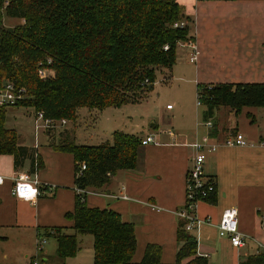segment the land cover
<instances>
[{
  "label": "crops",
  "instance_id": "obj_1",
  "mask_svg": "<svg viewBox=\"0 0 264 264\" xmlns=\"http://www.w3.org/2000/svg\"><path fill=\"white\" fill-rule=\"evenodd\" d=\"M176 2L192 21L194 42L181 45L171 71H162L169 76L172 72L178 74V80L195 88L197 85L264 84V0ZM193 56L195 60L191 62ZM184 104L183 99H177L176 114L167 105L166 119L151 125L152 133L122 131L140 141L149 136L154 140L140 147L134 170L120 171L102 189L90 190L85 195V203L89 208L112 210L123 222L133 224L136 240L133 263L141 260L147 245L154 244L162 249L161 262L173 264L179 248L176 212L185 205L186 178L195 155L192 146L206 135H210L211 143H221L232 133L242 134L248 143L246 146H220L215 152L205 153L203 175L215 183L217 201L215 205L196 204L194 213L198 224L188 232L197 241L198 256L206 258L208 264H223V259L226 264H239L242 257L257 253L258 246L264 245V109L243 108L235 116L228 108H220L215 126L208 130L202 120L203 109L196 105L199 110L192 112ZM117 109L120 108L102 110L112 112L104 114L110 124L111 139L114 132H121ZM180 114L185 120L176 124ZM13 130L21 146L35 150L41 167L35 166L32 170L26 161L16 169L12 156H0L3 178L0 264H58L56 241L43 232L63 228L66 234L73 233L72 222L65 217L72 213L76 200L73 158L50 146L51 136L57 131H43L36 136L34 129L31 132L22 128ZM74 141L89 146L77 143L76 138ZM109 142L103 140L90 146ZM18 174H27L38 182L37 197L22 200L12 195L13 179ZM230 208L237 211L238 231L248 237L244 248H234L228 238L219 236V222L224 211ZM38 237L46 241L39 252L36 250ZM76 239L77 253L65 264H93L92 237L77 235Z\"/></svg>",
  "mask_w": 264,
  "mask_h": 264
},
{
  "label": "trees",
  "instance_id": "obj_2",
  "mask_svg": "<svg viewBox=\"0 0 264 264\" xmlns=\"http://www.w3.org/2000/svg\"><path fill=\"white\" fill-rule=\"evenodd\" d=\"M2 11L23 23L4 28ZM191 25L176 0H0V85L10 82L25 92L14 107L54 121L75 123L79 109L138 104L156 73L171 71L179 47L193 44ZM42 68L54 76L41 80L37 73ZM196 97L203 122L210 120L214 127L220 108L235 116L243 108L264 109V84L197 85ZM7 108L0 107V156H12L16 169L26 161L32 170L40 168L35 150L21 146L16 131L5 126ZM57 135L59 142L50 146L72 156L77 190H100L118 172L136 168L141 141L134 135L114 132L111 143L98 146L76 144L68 130ZM80 164L85 170L78 175ZM216 201V190L203 200L210 205ZM65 217L72 222V234L63 228L43 232L56 241L58 264L76 255L77 235L92 237L93 264H163L162 249L154 244L133 263V224L112 210L89 208L85 195L76 194L74 209ZM184 224L179 220L173 264H208L198 256L197 241ZM239 264H264V252L242 257Z\"/></svg>",
  "mask_w": 264,
  "mask_h": 264
},
{
  "label": "rangeland",
  "instance_id": "obj_3",
  "mask_svg": "<svg viewBox=\"0 0 264 264\" xmlns=\"http://www.w3.org/2000/svg\"><path fill=\"white\" fill-rule=\"evenodd\" d=\"M22 23L23 22L20 19L7 17L2 11L1 25L4 28L11 29L21 25ZM40 70L43 71V74L39 75L37 73V75L41 80L50 79L54 76V72L50 69L42 68L38 71ZM177 78L178 74H174V72H172L169 76V74L162 70L158 71L152 88L145 93V97L140 101V103L124 105L120 107L119 110L117 109V112L115 113L117 115L121 132L142 131L143 135L154 132L151 125L157 124L158 120L166 119L167 105L174 108L173 112L176 114L177 107H175V103L177 102V99H183L185 107L188 108L189 106L192 112L194 110H199V106L198 109L196 108L197 97L195 86L193 84L182 83ZM188 92L189 95L187 96ZM111 113V110H107L104 113L98 110L87 111L86 109H80L78 119L75 123L71 122L68 126L65 125V127H68L69 133L73 136V138H76L77 143L89 144V146L91 144H98V142L103 140H108L110 141L109 143H111V135H108V126H110V124H107L106 122L107 116L104 117V114L110 115ZM34 114V111L29 108L14 106L8 107L6 110L5 126L8 129L22 128L31 132L34 125ZM181 120H185L183 114L178 115L175 123L177 124V122H180ZM167 121L168 120L164 121V123ZM199 123L201 124L203 122L201 121ZM55 131L58 133L59 131H62V128L56 129ZM40 132L43 131H38L34 134L37 136ZM57 133L54 134L55 136H51V142H59L58 135H56ZM99 137H103L104 139H99ZM86 236L91 237L90 235ZM80 243L81 247H84V243ZM77 246L79 247L78 242ZM55 260L56 259H54V261ZM223 264H226L224 259Z\"/></svg>",
  "mask_w": 264,
  "mask_h": 264
},
{
  "label": "built area",
  "instance_id": "obj_4",
  "mask_svg": "<svg viewBox=\"0 0 264 264\" xmlns=\"http://www.w3.org/2000/svg\"><path fill=\"white\" fill-rule=\"evenodd\" d=\"M184 26V23L179 25ZM194 56L191 57L190 61L194 62ZM38 74H43V71H38ZM24 91L16 88L12 83L5 82L0 85V107H12L23 99ZM197 101V106L199 102ZM170 107H167L169 109ZM67 121L59 120L54 121L44 117L42 113L34 114V125L33 129L35 132L45 131L52 132L56 129L62 128L66 125ZM204 126L211 130L213 125L212 121L204 122ZM153 137H147L141 141V146H145L153 142ZM248 143L244 136L239 133H232L221 143H211L210 135H206L201 138L200 141L196 142L192 147L195 155L192 159V166L187 174L186 178V194H185V205L183 209L176 212L178 220L184 221V229L188 233L194 225L198 224V220L195 216V206L198 202H203L209 193L216 190L215 184L212 180L207 179L203 175V165L205 162L206 152H215L220 146L227 147H238L246 146ZM85 170V165L80 164L78 175ZM3 178L0 176V184H2ZM77 195H86L87 191L75 189ZM12 195L18 199L30 200L39 195L38 182L31 178L27 174H18L13 179ZM218 233L220 237H226L229 239L231 245L234 248H244L248 242V237L241 234L238 231L237 211L236 209L230 208L224 211L221 220L218 225ZM46 243L45 239L38 237L36 250L39 252L42 246ZM258 252H264V245H259L257 248ZM32 264H37L36 262Z\"/></svg>",
  "mask_w": 264,
  "mask_h": 264
}]
</instances>
